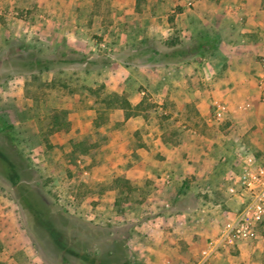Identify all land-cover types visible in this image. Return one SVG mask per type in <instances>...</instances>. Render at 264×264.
Here are the masks:
<instances>
[{
	"label": "rangeland",
	"instance_id": "obj_1",
	"mask_svg": "<svg viewBox=\"0 0 264 264\" xmlns=\"http://www.w3.org/2000/svg\"><path fill=\"white\" fill-rule=\"evenodd\" d=\"M137 1L141 13L145 1ZM20 2L0 0V152L8 160L0 157V264H118L125 259L164 264L165 258L176 256L175 264L202 263L200 245L210 239L209 231L203 241L202 233L197 234L199 244L187 255H173L153 243L156 232L148 244H141L148 237L142 224L151 217L141 202L151 184L133 187L115 180L114 164L125 165V151L113 155L117 153L103 147L107 136L98 125L85 124L96 115L88 72L103 61L155 66L164 59L165 44L179 39L178 28L174 25L168 38L141 36V22L122 20L113 13L111 0H88L92 10L76 9L77 18L70 23L83 34L81 51L59 37L63 25L47 7ZM153 10L159 14L161 9ZM168 13L175 16V11ZM197 43L191 41L193 51ZM44 65L50 69L42 70ZM219 104L227 110V103ZM81 107L92 112L85 114ZM97 115L95 120L103 121V114ZM215 117L211 129L233 133L226 140L221 136L224 147L212 154L216 166L211 191L181 184V205L207 209L199 214L191 209L184 216L202 230L224 224L243 208L226 191L239 171L240 154L246 150L264 159L262 131L252 126L243 132V125ZM9 162L18 174L15 181ZM244 240L242 246L218 247L203 264H264V219Z\"/></svg>",
	"mask_w": 264,
	"mask_h": 264
},
{
	"label": "crops",
	"instance_id": "obj_2",
	"mask_svg": "<svg viewBox=\"0 0 264 264\" xmlns=\"http://www.w3.org/2000/svg\"><path fill=\"white\" fill-rule=\"evenodd\" d=\"M29 1L53 12L63 25L59 37L83 51L79 40L83 34L70 23L77 18L76 9L90 12L92 3L88 0ZM144 1L141 13L137 0H111V8L122 20L141 22V36L148 38L169 37L175 25L179 39L175 37L165 44L164 53L178 43L191 46L192 40L199 43L213 39L216 47L212 54L200 60L195 58L200 55L197 53L207 51L197 47L188 58L168 60L164 57L155 66L121 62L96 64L88 72L87 84L94 90L91 102L95 103L96 115L85 124L98 125L107 136L103 147L117 153L113 155L125 151V165L114 164L117 177L129 180L133 187L144 182L151 184L152 188L141 202L142 211L151 214L150 220L142 224L148 237L143 236L141 244H148L150 236L153 238L159 233L153 243L164 250L171 249L173 255H187L189 248L199 244L196 239L201 233L202 241L208 231L209 238L213 239L223 228V224L217 223L206 230L197 228L198 222L191 224L184 216L191 209L197 214L207 209H189L180 203L184 182H188L190 188L201 187L207 191L213 187L216 159L212 154L224 147L221 136L226 140L233 133L217 127L211 129L216 112L220 109L224 119L243 125L239 129L243 132L255 126V132L264 133V0ZM156 7L161 9L159 14L153 10ZM167 10L175 11V16L170 17ZM219 103H227V110ZM81 109L85 114L92 112L90 108ZM97 113L103 114V121L95 120ZM230 195L243 206L238 195ZM208 240L200 245L203 249ZM244 241H239V245H244ZM176 261L177 256L165 258L163 263L175 264Z\"/></svg>",
	"mask_w": 264,
	"mask_h": 264
},
{
	"label": "built area",
	"instance_id": "obj_3",
	"mask_svg": "<svg viewBox=\"0 0 264 264\" xmlns=\"http://www.w3.org/2000/svg\"><path fill=\"white\" fill-rule=\"evenodd\" d=\"M216 115L220 118L222 111L219 109ZM239 161V171L234 176L233 183L226 189L230 194H236L241 198L243 208L231 219L226 220L219 234L208 241L206 248L203 249L204 259L198 264H203L218 247H225L227 244L238 243L248 238L256 222L264 219V159L245 150L240 154Z\"/></svg>",
	"mask_w": 264,
	"mask_h": 264
},
{
	"label": "trees",
	"instance_id": "obj_4",
	"mask_svg": "<svg viewBox=\"0 0 264 264\" xmlns=\"http://www.w3.org/2000/svg\"><path fill=\"white\" fill-rule=\"evenodd\" d=\"M170 20H172V18H170ZM179 45L173 49H171L170 51H167L163 54V56L168 59V60H175V59H178V60H183L185 58H188L189 56H191L192 54H194L193 50H192V47L189 45H184V44H181V43H178ZM197 47L199 49H204L206 48L207 49V52H198L197 54H200L201 56L203 57H206L210 54H212L213 50L215 49L216 47V42L215 40L213 39H206V40H203L201 42H199L197 44ZM83 62H85V60H83ZM103 63H106V61H103ZM50 69L49 66L47 65H44V67L42 68V70H48ZM54 119H55V123L56 121L58 120V117L57 116H54ZM0 157H3L5 158L6 160L5 161H8L6 156L3 155L2 152H0ZM9 175L11 176V178L15 181V179L18 177V174L14 168V165L9 162ZM115 180L119 181V180H122L124 182H129V180L123 178V177H117ZM118 264H131V262L128 260V259H125L124 261L118 263Z\"/></svg>",
	"mask_w": 264,
	"mask_h": 264
}]
</instances>
